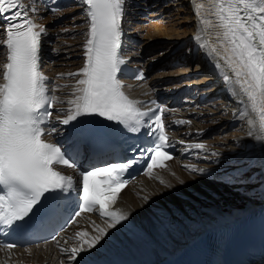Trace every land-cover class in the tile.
<instances>
[{
    "label": "snow or ice",
    "instance_id": "obj_1",
    "mask_svg": "<svg viewBox=\"0 0 264 264\" xmlns=\"http://www.w3.org/2000/svg\"><path fill=\"white\" fill-rule=\"evenodd\" d=\"M191 2L198 20L194 38L200 41L201 31L214 34V40L209 35L199 46L207 48L209 57L215 59L214 67L222 72L229 89L236 85L246 96L256 117L248 119L249 135L264 142V0ZM80 3L87 24L83 66L60 76L77 78L71 98L66 101L67 111L61 109L56 119L57 124L71 128L66 146L45 139L61 131L51 122V109L62 101L49 94L56 89H50L48 77L40 70L46 27L34 19L39 8L35 0H0V21L4 22L0 49H6L5 62L0 65V230L55 223L70 208L72 215L65 223L72 224L82 213L98 208L107 228L93 225L96 235L77 231L76 246L70 248L59 246L56 236H52L60 253L67 257L66 264H78L82 253L96 248L108 230L128 219V212L114 209V204L128 183L123 177L129 169L147 157V173L151 175L153 169L173 159L167 150L170 141L164 123L166 109L157 106L143 110L142 101L130 99L122 90L119 74L127 64L121 54L127 0ZM51 11L55 13L57 8ZM135 79L143 80V73ZM151 103L155 105L156 101ZM240 115L249 116L248 106ZM86 117L116 122L129 134L143 130L149 140L146 144L128 145L124 152L131 155L126 159L122 152L117 162L81 170L75 163L79 145L92 142L100 131L96 122ZM204 147L201 143L189 145L197 150ZM58 166L74 169V175L62 174ZM189 171L204 169L192 167ZM0 247L11 250L17 245L4 243Z\"/></svg>",
    "mask_w": 264,
    "mask_h": 264
},
{
    "label": "bare ground",
    "instance_id": "obj_2",
    "mask_svg": "<svg viewBox=\"0 0 264 264\" xmlns=\"http://www.w3.org/2000/svg\"><path fill=\"white\" fill-rule=\"evenodd\" d=\"M67 1L59 0L58 2L63 5ZM178 3L180 9L173 21L178 27L177 31L168 32L162 23H156L151 28L153 30L143 29L145 33L141 37L155 42L174 40L175 37V39L183 40L182 44L180 43L181 46H190L189 56L186 54L178 56L180 54L178 52L175 57L169 55L164 59V62L169 64L173 58H176L179 66L183 67L184 76L176 80L167 79L165 82L176 84L168 85L169 88L162 87L164 84L157 77L152 79L153 81L150 79L146 84H134L133 89L129 90L133 99H139L146 94L164 97L167 128L173 129L169 141L171 147L176 148L177 156L165 163L166 166L162 168L166 169H154L151 175L145 173L120 193L114 209L128 212V219L108 230V235L96 248L82 253L81 258H78V264L165 263L178 258L218 233L223 234L225 239H233L236 238L234 231H238V234L244 238L245 232L257 234L264 225V218L257 220L264 213V146L261 141L255 139L254 135H249V118L240 115L246 104L236 96L234 85L230 90L229 85L222 80L219 84L212 83V86L208 88L187 87L192 81H194L193 84L203 85L222 76L215 77L214 73L208 69L205 62V57H209L208 49L199 46L201 41L208 39L207 34L201 31L200 41L194 38L198 30L194 4L191 0H178ZM38 8L39 11L34 19L46 27L41 47L47 49L50 38L56 35L55 28L52 27L53 23L59 18H64L68 12H60L61 14L52 15L51 18H42L46 10ZM127 9L122 25L123 33L130 20L136 18L138 20L139 16L144 18L146 15L145 12H138L139 8L136 7L130 9V13ZM167 12V9L161 11L163 15ZM68 18L69 15L65 17V19ZM2 25L3 22L0 21V35L3 34ZM200 28L202 29L203 26L201 25ZM71 33L73 34L66 30L62 35ZM59 36L62 37L58 35L57 38ZM74 41L76 44L74 47L71 46V42H68L69 45H59L57 49L71 48L68 51L83 54L84 41L77 42V39ZM60 42L62 44L65 41L60 40ZM150 46L148 44V48L153 50L154 47ZM194 50H199V56L196 58L192 57ZM5 53L6 49L3 55ZM56 53L55 50L53 54ZM42 55L45 59L48 53L43 52ZM142 58L144 56L136 53L132 60L139 65H146L149 67L147 70L151 71L155 61L152 59L150 63L145 64L141 62ZM210 59L215 61L214 58L210 57ZM62 71L55 73L54 70L53 74H50L47 69L44 73L56 82L55 76L60 75ZM186 75L189 77L184 78ZM136 85L138 87L134 89ZM51 89H56L53 94L62 101V103L54 104L53 112L55 113L53 121L61 129L63 126L56 123L57 113L61 109L67 111L69 105L66 101L71 98L74 88L62 89L55 85ZM60 114L63 115V113ZM180 120L187 123H177ZM220 128L223 133L227 134L229 131L230 134L220 137L222 133ZM196 143L203 144L204 149L189 148V145ZM187 152H191L188 157ZM192 167L204 169V171H189ZM174 175L178 181L173 177ZM239 177H245L240 178L242 186H238ZM210 180L216 182L212 183ZM161 181H163L161 184L168 183L170 187H158ZM249 189H254V192L246 194ZM233 190L242 191L238 193ZM227 191L235 194L237 198L236 201H229V210H224L221 206L217 207L216 196L225 197L224 194ZM159 196H163L162 200ZM169 223H173V226ZM93 225L107 228L105 219L99 216L98 211L81 214L77 222L57 238L59 246L69 248L76 246L77 231H87L90 236L96 235ZM72 228L73 231L68 234ZM66 239L69 243L65 245ZM260 245L264 247V242H260ZM59 246L55 241L53 244L27 249L0 248V264H62V261L66 264L67 257L60 253Z\"/></svg>",
    "mask_w": 264,
    "mask_h": 264
},
{
    "label": "rangeland",
    "instance_id": "obj_3",
    "mask_svg": "<svg viewBox=\"0 0 264 264\" xmlns=\"http://www.w3.org/2000/svg\"><path fill=\"white\" fill-rule=\"evenodd\" d=\"M127 5H128L127 11L129 13L132 10V8L136 7V8H139L138 12H145L146 15L144 18L139 16L138 20H137V18L135 20H130V22L127 24L128 32L130 34H133V37L135 36V38L141 42H138V40H136L137 43L133 45L134 47H136V49L133 51L127 50L126 54L128 55V57H133V56H135L136 53L140 54L142 57L144 56V58H142L141 62L145 63V64L150 63L153 59V61H155V65L152 66L153 69L151 71L147 70L148 71V77H149L148 79L149 80L151 79V81H153L152 79L158 77V78H160L159 80H162L161 82L164 84L162 87L165 86L166 88H169V86L176 85L174 83H172L174 85L169 84V82H165V81L169 78H173L176 80L180 76L183 77L184 76L183 74H185L183 72L184 70H182L183 67L179 66V63L176 61V58L175 59L173 58L169 64H166L167 62H164V59L169 55L170 56L172 55L175 57V55L178 52L180 53L178 56H181V55L183 56L185 54L187 56H189L190 51H191V47L190 46H181V44H182L181 42L183 40L181 41L179 39H175V37H174V40H158L155 42V41H148L147 39H144V38L142 39L141 36L145 33L146 29L153 30L151 28H153V25L156 23H162L164 25V27L167 28L168 32L177 31L178 27L176 26V24L173 21H175V16L177 15V13L179 12V9H180L178 0H127ZM162 9H167L168 12L165 15H163L161 13ZM63 12H68V13L66 15H64V18L58 19V20H61V23L57 22L58 20L55 21V24L53 23L52 27L55 28L54 31L56 32V35H53V37L50 38V41H49L47 49H46V53H48L49 57L45 61L44 70L48 69V72L50 74H53L54 70H55V73H56V71L61 72L63 70L61 74L76 72V71H78L77 68L79 69L83 65L82 64L83 63V54L82 53H80V52L73 53L72 51H68V50H71V48H70L71 46L72 47L76 46L75 41H74L75 39H77V42L84 41L83 39H85V35H83V33L86 32L87 26H86V22H85V19L83 16V7L80 3V0H70V2H68L65 9L63 10ZM180 14L183 17L181 12H180ZM56 15L57 14H55V16ZM67 15H69V18L65 19V17ZM51 16H52L51 14L44 13L42 15V18H51ZM171 16H172V18H171ZM34 17H36V15ZM52 18H54V17H52ZM73 20H74V22H73ZM137 21H139V22H137ZM50 26H49V28L52 29ZM59 28H61L62 30L59 31L58 30ZM143 29H145V30H143ZM66 30L73 32V34L71 33L72 35L69 34L66 36L62 35V34H64V32H66ZM58 35H61L62 37L59 36V38H57ZM57 39H59V40H57ZM191 39L193 40V38H191ZM60 40H63L65 42L60 44L61 43ZM192 40L190 42H192ZM187 41L189 42V40H187ZM68 42L72 43L71 46L69 47L70 49H68V48H62L59 50L57 49V46H59V45H64V46L69 45ZM148 44H150L151 46L154 47L153 50H150L148 48ZM173 46H175V47H173ZM181 47H183V49H181ZM170 48H173V49L170 50ZM55 50L57 51V53L53 54V52ZM0 51H1L0 52L1 53L0 54V65H2L3 59H4V55H3L4 49H1ZM42 52H44V48H42ZM193 55H192V57H194V58H196V56L197 57L199 56L198 53H195V54L193 53ZM200 58H201V56H200ZM144 67L149 69V67H147L146 65H144ZM61 74L56 77V80H57L56 85L59 88L68 89V88L76 87L75 79H77V78H69V77L60 78ZM167 74H168V76H167ZM170 74H172V75H170ZM219 130L221 132L222 128H220ZM229 134H230L229 131L227 132V134L223 133V131H222L220 137H226ZM172 165H173V163H172ZM185 173H187V172H185ZM173 177L176 179V181H178V179L175 177V175ZM227 181H229V180H227ZM211 182L215 183L216 181L215 182L211 181ZM217 183L222 184L223 182L222 183L217 182ZM212 186H214V184ZM238 186H242L240 179H239ZM158 187L169 188L170 186L168 183L161 184V182H159ZM129 190L131 192L133 191V190H131V188ZM233 191H237L238 193H240V191H242V190H233ZM253 192H254V189H249L248 191H246V194H252ZM224 195L226 198L223 196H216V199L218 202V203H216V205H217V207L221 206L224 210L225 209L229 210V201L230 200L236 201L237 196L235 194H232V192H229V191L225 192ZM159 197L162 200L163 196H159ZM143 200H144V198H143ZM146 200L148 201V199H146ZM205 206H207V205H205ZM170 222H172V221H170ZM169 224H170V226H173V223H169ZM72 231H73V228H72V230H70L68 232V234H71Z\"/></svg>",
    "mask_w": 264,
    "mask_h": 264
}]
</instances>
